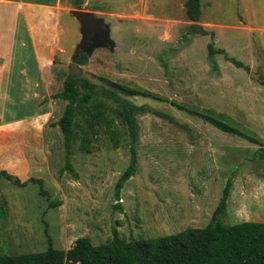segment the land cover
Here are the masks:
<instances>
[{
  "label": "rangeland",
  "instance_id": "374dc122",
  "mask_svg": "<svg viewBox=\"0 0 264 264\" xmlns=\"http://www.w3.org/2000/svg\"><path fill=\"white\" fill-rule=\"evenodd\" d=\"M186 2L82 0L80 10L110 27L115 48L98 47L79 65L95 93L79 103L70 150L57 125L67 102L54 96L64 90L81 42L70 14L75 0L62 4L60 38L43 79L24 10L0 8V172L43 182L42 189L18 187L0 177V254L68 251L82 237L100 245L204 228L229 180L224 222H264V47L258 32L242 37L233 30L244 15L240 0H201L207 26L189 21ZM11 22L18 30L12 37ZM210 43L245 67L256 54L261 67L238 68L223 54L214 62ZM124 101L149 109L135 113L136 142ZM204 109L231 117L257 142L216 129ZM86 138L89 151L81 146ZM133 148L137 173L118 199L115 187ZM68 157L75 174L60 173Z\"/></svg>",
  "mask_w": 264,
  "mask_h": 264
},
{
  "label": "trees",
  "instance_id": "16d2710c",
  "mask_svg": "<svg viewBox=\"0 0 264 264\" xmlns=\"http://www.w3.org/2000/svg\"><path fill=\"white\" fill-rule=\"evenodd\" d=\"M75 4L76 8L80 9L82 0H75ZM185 8L189 21H200L201 0H187ZM197 31L206 34L205 31L199 29ZM208 52L212 61L216 54H223L236 67H245L241 62L226 56L223 49L215 50L211 43L208 45ZM87 59L86 55H82L76 59V63L84 65ZM260 81L264 85V79ZM94 89L95 86L88 80L83 78L80 82L69 76L64 82V90L54 96L55 99L67 102L65 112L57 124L63 134L67 150L73 147L76 139L74 127L79 103H89L95 93ZM82 90L86 92L82 93ZM124 107L125 122L132 140L136 142L138 131L135 113L149 109L137 107L128 101H124ZM201 116L222 132L257 142L252 131L239 128L231 117L223 113L204 109ZM81 146L89 151V138L83 140ZM260 150L261 157L264 159V147ZM65 171L75 174L69 157L65 168L60 173L63 174ZM136 173L137 155L133 148L131 162L115 187L118 199L125 183ZM0 177L18 187H26L30 183L39 185L41 189L43 187L41 179L30 178L22 181L7 171H1ZM231 189L232 181L229 180L211 222L204 228H189L176 234L142 240L125 241L116 237L100 245H94L89 238L82 237L78 238L68 251L49 248L45 252L21 255L0 254V264H264V222H242L234 225L224 222Z\"/></svg>",
  "mask_w": 264,
  "mask_h": 264
},
{
  "label": "crops",
  "instance_id": "0c3cea01",
  "mask_svg": "<svg viewBox=\"0 0 264 264\" xmlns=\"http://www.w3.org/2000/svg\"><path fill=\"white\" fill-rule=\"evenodd\" d=\"M240 3L244 10V15H242V20L239 23L240 25L233 28V30L235 33H238V36L241 34L242 37L246 35L245 32H247L249 35H251V33L258 32L260 36V44L264 47V0H240ZM62 4L63 2L61 0H49L46 2H35L34 0H0V8L3 6L6 8L7 6H14L15 13H18V15H20V11L24 10V18L27 25L28 36L30 41L34 44L33 47L38 57V67L40 73L42 74L41 79H43L44 69L48 68L51 63V52L54 51L56 46L53 43L57 42L60 38V16L62 13H64V6ZM253 16L254 18H252ZM43 17L46 19V21ZM201 19H203L202 9L199 22H202ZM192 23L195 24L197 22ZM202 24L206 25L204 22H202ZM15 25V22H11L9 25L10 28L7 30V32L9 33L10 37H12L11 34L16 36L18 30ZM208 25L213 26L212 24ZM0 35V39L6 41V36L2 34ZM251 48H253L252 44ZM255 55L253 54L249 59V62H247V65L245 64L247 69L250 71L253 70L254 67H261L257 65V61L259 60H257Z\"/></svg>",
  "mask_w": 264,
  "mask_h": 264
},
{
  "label": "water",
  "instance_id": "95a60500",
  "mask_svg": "<svg viewBox=\"0 0 264 264\" xmlns=\"http://www.w3.org/2000/svg\"><path fill=\"white\" fill-rule=\"evenodd\" d=\"M70 14L81 26V42L78 45L77 53L73 57L74 61L82 55L91 57L98 47H106L111 50L115 48L114 42L110 38V27L104 19L96 17L91 11L80 9H73ZM70 76L80 82L83 80L80 66L75 62L70 64ZM253 77L259 78L256 75H253Z\"/></svg>",
  "mask_w": 264,
  "mask_h": 264
}]
</instances>
